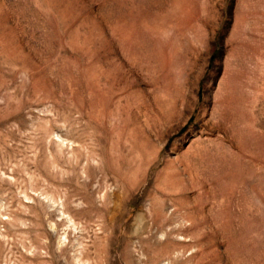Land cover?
<instances>
[{"label": "rangeland", "instance_id": "obj_1", "mask_svg": "<svg viewBox=\"0 0 264 264\" xmlns=\"http://www.w3.org/2000/svg\"><path fill=\"white\" fill-rule=\"evenodd\" d=\"M0 264H264V0H0Z\"/></svg>", "mask_w": 264, "mask_h": 264}]
</instances>
